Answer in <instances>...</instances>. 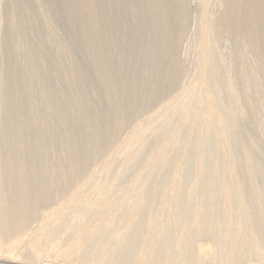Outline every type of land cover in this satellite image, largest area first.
I'll list each match as a JSON object with an SVG mask.
<instances>
[{"label":"bare ground","instance_id":"1","mask_svg":"<svg viewBox=\"0 0 264 264\" xmlns=\"http://www.w3.org/2000/svg\"><path fill=\"white\" fill-rule=\"evenodd\" d=\"M0 264H264V0H0Z\"/></svg>","mask_w":264,"mask_h":264},{"label":"rangeland","instance_id":"2","mask_svg":"<svg viewBox=\"0 0 264 264\" xmlns=\"http://www.w3.org/2000/svg\"><path fill=\"white\" fill-rule=\"evenodd\" d=\"M9 10H10V9H9ZM9 13H11V10H10ZM191 42H192V41L190 40V43H189L190 45L187 44V46H186L187 49H186L185 55H190L191 52H192V51H191L192 49L189 50V47L192 48V46H191V45H192ZM223 44H225V45H222V50L225 51L224 55H225L226 53L229 55V50L227 49L228 52H227V50H226V47L229 48V45L226 44V41H225ZM188 45H189V46H188ZM223 46H224V47H223ZM225 46H226V47H225ZM187 50H189V51H187ZM224 51H223V52H224ZM186 53H187V54H186ZM227 54H226L225 57H226V59H229V56H228ZM138 120H139V119H138ZM138 120L133 121V123H134V122L136 123ZM133 123H131V125H133Z\"/></svg>","mask_w":264,"mask_h":264}]
</instances>
